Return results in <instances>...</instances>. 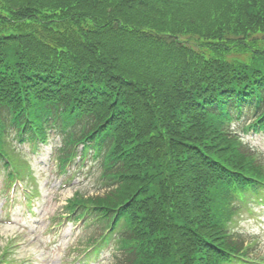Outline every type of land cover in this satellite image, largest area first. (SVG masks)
Instances as JSON below:
<instances>
[{
  "label": "trees",
  "instance_id": "trees-1",
  "mask_svg": "<svg viewBox=\"0 0 264 264\" xmlns=\"http://www.w3.org/2000/svg\"><path fill=\"white\" fill-rule=\"evenodd\" d=\"M248 120L264 130V0H0V147L49 123L61 166L80 143L98 158L103 192L75 204L122 219L118 264L251 252Z\"/></svg>",
  "mask_w": 264,
  "mask_h": 264
},
{
  "label": "rangeland",
  "instance_id": "rangeland-1",
  "mask_svg": "<svg viewBox=\"0 0 264 264\" xmlns=\"http://www.w3.org/2000/svg\"><path fill=\"white\" fill-rule=\"evenodd\" d=\"M250 141L264 147V139L260 136L252 134ZM57 142L58 139L52 137L42 143L37 158L31 163L35 180L24 177L26 180L29 179L28 181H31L37 189L34 199L36 204L31 211L27 207H21L18 211L7 213L6 205L4 207L2 205L7 200L8 193L4 191L1 193L3 187L0 188V259L3 252L7 250L6 258L16 264H66L65 256L70 255L72 245L78 241V231L73 233L71 231L65 236V233L72 229L71 224L49 227V223L54 218L58 219L57 214L62 211L66 200L77 188L82 187L83 192H92L95 189L97 185L92 181L95 166L87 168L89 165L87 164L86 168L77 172L82 177V186L78 182L79 179L63 185L61 176L55 169V161L52 164L49 163L50 150L58 145ZM22 149L26 151L23 145ZM26 159L31 161L29 157ZM98 183L101 184V182ZM261 202L258 200L254 203L256 210L251 213L244 212L242 216L237 215L233 218V221L237 222V227L246 231L253 240L255 244L253 255L259 258L264 257V203L262 205ZM216 204L214 202V205ZM2 218L11 219V224L5 223ZM105 251L106 248H103L101 254V257L105 258L103 264H111L112 251L110 254H106ZM98 262L97 260L94 264Z\"/></svg>",
  "mask_w": 264,
  "mask_h": 264
}]
</instances>
